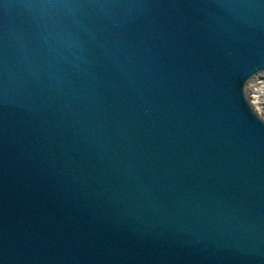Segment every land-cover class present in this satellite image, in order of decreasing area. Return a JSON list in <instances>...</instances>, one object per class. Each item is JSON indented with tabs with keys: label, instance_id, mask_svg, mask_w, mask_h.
<instances>
[{
	"label": "water",
	"instance_id": "obj_1",
	"mask_svg": "<svg viewBox=\"0 0 264 264\" xmlns=\"http://www.w3.org/2000/svg\"><path fill=\"white\" fill-rule=\"evenodd\" d=\"M264 0H0V264H264Z\"/></svg>",
	"mask_w": 264,
	"mask_h": 264
},
{
	"label": "built area",
	"instance_id": "obj_2",
	"mask_svg": "<svg viewBox=\"0 0 264 264\" xmlns=\"http://www.w3.org/2000/svg\"><path fill=\"white\" fill-rule=\"evenodd\" d=\"M259 94H260V93H259ZM259 94H258V95H259ZM259 101H262V103H263V102H264V99H261V100H259Z\"/></svg>",
	"mask_w": 264,
	"mask_h": 264
}]
</instances>
